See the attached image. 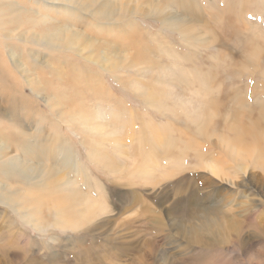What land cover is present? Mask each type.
Instances as JSON below:
<instances>
[{"label": "rangeland", "instance_id": "obj_1", "mask_svg": "<svg viewBox=\"0 0 264 264\" xmlns=\"http://www.w3.org/2000/svg\"><path fill=\"white\" fill-rule=\"evenodd\" d=\"M95 1V7L79 10L47 0H0L7 21L0 26L5 62L29 71L22 78L34 110L62 126L63 141L83 170L77 177L63 168L54 178L59 182L65 175L59 182L70 183L64 194L82 190L80 212L67 218V226L47 210L36 227L27 213L34 210L19 214L0 202V264H264V152L249 139L245 145L236 139L243 134L240 126L253 123L264 140V107L257 103L264 100V47L256 59L260 66L251 64L250 50L224 30L231 18L227 0H195V16L174 15L199 27L203 48L162 30L159 20L128 16L137 17L148 37L137 38L145 54L138 58L134 48L98 51L104 41L95 31L109 20H100L106 14L98 11L107 0ZM142 1L119 0L114 10L128 3L144 12L148 4ZM240 11L243 19L234 26L243 39L264 28L257 7L246 1ZM59 24L74 28L61 49L36 46ZM133 39L121 41L138 47ZM162 43L182 55L181 61L161 55ZM194 72L206 75L205 93L176 84L179 75ZM43 86L52 108L35 93ZM243 101L248 110H242ZM80 114L98 120L89 139L93 150L71 123ZM20 124L30 134L37 131L34 120ZM18 127L10 110L0 115V128ZM5 148L14 155L10 144ZM17 181L0 183L22 188ZM80 202L73 199L75 212Z\"/></svg>", "mask_w": 264, "mask_h": 264}, {"label": "bare ground", "instance_id": "obj_2", "mask_svg": "<svg viewBox=\"0 0 264 264\" xmlns=\"http://www.w3.org/2000/svg\"><path fill=\"white\" fill-rule=\"evenodd\" d=\"M47 1L50 3L58 2L53 4L58 6H67L68 3L76 6L79 10H87L89 7L96 6L95 0ZM118 1L119 0H107L103 7L98 10L106 14V19L100 20H109L104 22V29L95 31V33L101 36L100 40L104 41L96 46L98 51L110 48L111 52L115 54L116 50L126 51L134 48L138 58L145 54V47L138 45V42H140L138 39H141L138 38V35H144L146 39H148V37L146 34L142 33L139 24L135 21L137 17L129 20L128 16H145L153 18L154 20H159L162 30L167 29L172 32H178L189 47L198 49L204 47L205 42L196 35V32L199 31V27L196 24L181 21L174 15L177 12L190 17L195 16L192 10L197 8L195 6V0L194 4L188 0H145L142 1V3L148 4V7L144 12L137 7L135 9L131 8L128 3H122L120 11L116 12L114 8L117 6ZM246 1L249 5L257 7L258 12L264 13V0H227V12L231 18L227 21L225 20L224 30L228 33L235 34L237 36L236 40L238 45L245 50H250V54H252L250 63L259 65L256 59L261 55L264 47V28H259L257 31L251 33L248 38L243 39L234 26L235 20L240 21L243 19V12L240 11V6L242 4L245 5ZM9 9L11 10L10 7ZM5 13L6 11L2 12L0 9V26H5L7 23L4 17ZM116 17H119L117 19L119 21L115 24H110L109 22L112 21L111 18ZM23 22L25 24L24 17ZM73 30L74 28L72 25L67 26L59 24L54 28V33L44 34L35 44L41 48L56 47L57 49H61L67 43L66 36H72ZM111 32H121L122 34H118L119 36L121 35V39L125 37H134L133 40L136 39L134 44L139 48L132 44H127L128 42L124 44V41H121L118 35H116V38H112L113 35ZM132 34H137V37L131 36ZM3 37L4 35L0 33V115L10 110L12 117L18 118L19 127L17 131L12 129L6 131L0 128V180H6L10 183L12 179L16 181L18 179L23 187L13 188V190L5 189L0 183V202L19 214H22L21 211L27 212L28 209L34 210L33 212L30 211L27 213L29 215V222L36 227L43 223V215L47 210H50L54 215L57 213L59 217H63L65 220L62 219L67 226V218L74 213L80 212L82 205L80 201L83 200L81 199L82 190L75 189L70 193L66 190L68 194H64L62 191L65 189V185L70 183L66 181L64 185L59 184L60 180L64 179L65 175L59 182H56L58 180L54 178L61 173L63 168L75 172L77 177L81 176L83 170L80 164L76 163V154L69 146V143L63 141L64 138L61 134L62 126L53 124L44 111L34 110L32 98L26 95L27 89L22 78V75L29 71H24L21 67H16L14 64L10 65L5 62L7 60L4 59L5 55L2 50H4L3 48L6 42H4ZM259 39H261L260 45L256 44V40ZM106 42H110V45ZM160 48H162L159 51L161 55H163V53L166 55L165 52H167L169 55L171 54L170 58L172 61H181L182 55L172 52V50L170 52L165 43H162ZM18 49L20 48L18 47ZM109 60L110 58H107V61ZM261 61L264 64V53L261 55ZM260 69L262 76H264V67L260 66ZM40 80L41 78L36 81ZM26 83L31 89L28 81H26ZM176 84H182L185 88H196L197 93H205L208 90V80L203 72H194L190 74L182 73V75L177 77ZM31 93L33 94L32 89ZM35 93L42 99L44 98L43 100L46 102V105L52 108L51 101L53 99L47 96L46 86H43L38 92L35 91ZM73 103L76 105L75 101ZM116 103H118V101ZM257 103L259 106L264 107L263 99H258ZM200 105L207 109L206 104L200 103ZM99 107L100 109L103 108L101 104ZM202 107H200L199 110H202ZM248 109L247 104L243 101L242 110ZM206 114L207 112L204 116H206ZM236 116H238V114ZM70 118L71 123L79 126V130L84 134L85 145L89 143L87 144V149L93 150L89 139L92 131L98 129H94V127H99V125H97L98 120L89 114H80L78 117L73 115ZM260 118L263 117L260 116ZM33 120L36 121V125L32 127L34 128L37 126V131L34 134H30L20 123L27 124L31 122L32 124ZM240 128V132L243 134L237 135L236 139L240 138V143L243 142L241 144L244 145L249 143V139L251 140L250 143L260 145L261 151L263 150L264 152V140L257 125L250 123L246 126H240ZM86 132H88V136ZM6 144H10V146L13 147L14 155L11 156L9 151H7V148H5ZM188 144L189 141L181 142L179 147L180 154L182 149ZM75 182L76 180L74 183ZM7 190L8 192L6 193L5 191ZM75 197H77L80 202L78 212L74 211V206L72 204ZM87 216V213H83L82 219H85Z\"/></svg>", "mask_w": 264, "mask_h": 264}]
</instances>
